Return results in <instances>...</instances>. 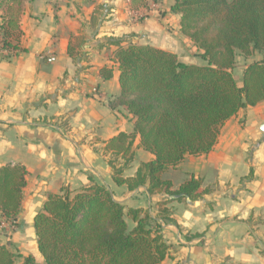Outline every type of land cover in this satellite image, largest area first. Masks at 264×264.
Segmentation results:
<instances>
[{
	"label": "crops",
	"instance_id": "0c3cea01",
	"mask_svg": "<svg viewBox=\"0 0 264 264\" xmlns=\"http://www.w3.org/2000/svg\"><path fill=\"white\" fill-rule=\"evenodd\" d=\"M136 2L133 9L131 0H25L21 49L0 58V165L22 164L28 170L17 221L11 229L0 227V242H12L38 264L43 259L34 218L62 187L75 190L97 182L116 200L148 210L152 217L156 202L165 198L149 194L144 185L130 190L117 184L103 152L105 141L134 127L126 106L113 109L109 103L121 85L117 47L108 42L149 44L175 52L185 63L205 60L181 32V16L171 10L174 0ZM48 55L55 61L49 62ZM262 58L258 51L249 58L238 53L233 73L237 79L238 69L239 85L245 67ZM105 66L113 68L110 79L101 76ZM261 124L264 100L227 120L209 154L186 156L163 174L175 187L192 176L201 178L210 191L195 201L172 203V220H159L170 245L162 264H264ZM135 145L136 154L144 150L139 136ZM146 152L141 162L154 157ZM138 165L133 161L124 176H133Z\"/></svg>",
	"mask_w": 264,
	"mask_h": 264
},
{
	"label": "trees",
	"instance_id": "16d2710c",
	"mask_svg": "<svg viewBox=\"0 0 264 264\" xmlns=\"http://www.w3.org/2000/svg\"><path fill=\"white\" fill-rule=\"evenodd\" d=\"M134 2L147 6V0H131L133 9ZM24 3L0 0V41L18 51ZM171 10L180 14L181 32L202 50L205 64L185 63L175 52L149 44L108 42L117 47L121 85L109 103L113 109L126 106L134 127L105 141L103 152L117 184L130 190L144 185L149 194L165 196L156 202V217L116 200L103 184L75 190L64 186L48 196L34 218L44 264H162L170 245L159 220H172V203L195 201L210 191L201 178L192 176L175 187L163 174L186 156L209 154L227 120L264 100V58L245 67L241 85L233 73L238 53L264 55V0H174ZM69 54L74 58L72 45ZM101 76L112 78L113 68L103 67ZM137 136L154 157L125 177L135 159ZM27 174L22 164L0 165L1 217L17 221ZM0 264L38 263L8 241L0 242Z\"/></svg>",
	"mask_w": 264,
	"mask_h": 264
},
{
	"label": "built area",
	"instance_id": "2783aa9c",
	"mask_svg": "<svg viewBox=\"0 0 264 264\" xmlns=\"http://www.w3.org/2000/svg\"><path fill=\"white\" fill-rule=\"evenodd\" d=\"M18 52V50L9 48L7 46H3V44L0 41V58H9L13 55H15ZM49 62L55 61V57L48 55L47 56ZM15 221H10L6 219L5 217L0 216V227L3 229H11L15 225Z\"/></svg>",
	"mask_w": 264,
	"mask_h": 264
},
{
	"label": "rangeland",
	"instance_id": "374dc122",
	"mask_svg": "<svg viewBox=\"0 0 264 264\" xmlns=\"http://www.w3.org/2000/svg\"><path fill=\"white\" fill-rule=\"evenodd\" d=\"M205 63H206V61H205ZM237 73H238V69L236 70L235 74L237 76V79H239L238 78L239 73L238 74ZM241 78H242V76H241ZM144 153H147V152L143 150L141 153H137L135 155L134 163L140 164L141 163V160H142L141 159V156L144 155ZM127 222L129 223L130 226H133V223H132V221L129 218H127ZM40 257H41V259H43L42 256H40ZM40 264H44V260L40 261Z\"/></svg>",
	"mask_w": 264,
	"mask_h": 264
},
{
	"label": "water",
	"instance_id": "95a60500",
	"mask_svg": "<svg viewBox=\"0 0 264 264\" xmlns=\"http://www.w3.org/2000/svg\"><path fill=\"white\" fill-rule=\"evenodd\" d=\"M260 130H261L262 132H264V124H261V126H260Z\"/></svg>",
	"mask_w": 264,
	"mask_h": 264
}]
</instances>
